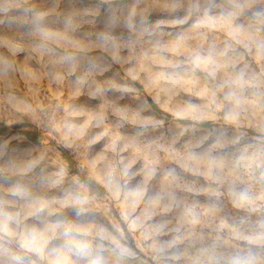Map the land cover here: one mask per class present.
I'll list each match as a JSON object with an SVG mask.
<instances>
[{
  "label": "clouds",
  "instance_id": "1",
  "mask_svg": "<svg viewBox=\"0 0 264 264\" xmlns=\"http://www.w3.org/2000/svg\"><path fill=\"white\" fill-rule=\"evenodd\" d=\"M0 264H264V0H0Z\"/></svg>",
  "mask_w": 264,
  "mask_h": 264
}]
</instances>
